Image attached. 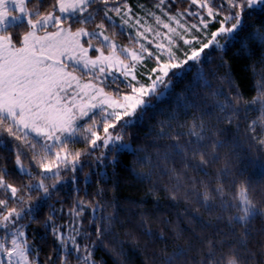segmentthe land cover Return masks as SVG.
I'll return each mask as SVG.
<instances>
[{
    "label": "snow or ice",
    "instance_id": "obj_1",
    "mask_svg": "<svg viewBox=\"0 0 264 264\" xmlns=\"http://www.w3.org/2000/svg\"><path fill=\"white\" fill-rule=\"evenodd\" d=\"M164 4L165 0H160L156 7ZM192 6L200 11H191ZM131 12L127 0H0V153L8 154L0 155V264H72L73 258L76 264H96L92 251L95 241L83 242L92 233H84L83 239L77 240L81 235L77 218L83 215L85 207L97 213L99 205L91 207L77 200L68 210L71 223L58 224L55 214L64 209L55 208L51 200L63 179L61 173H76L82 156H95L96 162L103 164L106 159L114 162L122 152L138 155L142 149L134 148L126 140L130 130L144 121L149 110L169 98L174 80L185 79L193 68L194 79L211 87L203 64L211 63L215 53L220 55L219 67L225 69L221 79L229 85L225 101L218 103L219 110L229 113L226 121L231 124L234 117L246 116L248 108L259 104L260 117L251 121L247 130L252 141L264 146V84L259 85L257 96L245 100L224 59L229 45L240 44L239 50L243 51L246 40L264 42V22L259 28L253 23L254 17L264 16V0H189L184 12L168 16L169 23L155 17L156 24L167 29L164 33L151 25H142L139 19L131 23ZM185 14L196 17L198 23L185 27L178 18ZM115 17H119L118 23ZM171 21L176 22V28ZM213 22L215 30L209 32ZM17 24L27 31L14 35L11 29ZM89 25L94 26L92 31ZM125 27L136 29L135 36H128V45L119 44L116 39L125 34L117 29ZM83 38L87 39L82 43ZM152 44L154 50L150 48ZM90 51L94 56H89ZM164 54L166 58H162ZM148 58L155 66L142 82L137 79V66ZM82 78H88L87 82L82 83ZM186 91L194 89L188 86ZM174 102L175 111L159 121L157 138L170 142L163 158L178 157L182 165L180 171L171 170L177 185L187 177V182L195 186L197 179L188 173L198 170L207 176V166L219 160L216 149L225 144L206 141L203 117L197 118L194 112L190 121L177 126L186 131H177L173 121L181 110L187 115L195 105L189 106L182 94H177ZM159 114H164L163 109ZM81 142L84 149L70 147ZM152 143L156 144V138ZM9 162L13 165L11 171ZM137 163L151 166V158L144 156ZM33 168L37 171L33 172ZM132 171L140 182L151 183L150 172ZM230 175V170H222L223 178ZM13 176L20 186L9 182L8 178ZM75 179L73 175V182ZM199 185L203 189L202 202L210 208L208 202L219 198L222 207L236 213L229 223L243 231L231 241L202 240L199 258H192L195 264H257L247 237L251 235V221L264 213L249 195L251 185L234 182L235 193L230 200L225 199L228 192L220 176L214 187L202 180ZM44 209L47 213L42 218ZM96 219L105 221L103 226L96 224L94 228L96 240L103 246L104 238L111 234L108 225L113 218ZM33 224L41 225L53 238L44 259L43 248L31 230ZM139 227L148 239L156 236L146 219ZM187 258L188 249L178 246L166 257V264H180L182 259L190 264ZM258 264H264V259Z\"/></svg>",
    "mask_w": 264,
    "mask_h": 264
},
{
    "label": "trees",
    "instance_id": "obj_2",
    "mask_svg": "<svg viewBox=\"0 0 264 264\" xmlns=\"http://www.w3.org/2000/svg\"><path fill=\"white\" fill-rule=\"evenodd\" d=\"M127 3L134 17L141 19L142 25L155 23L151 14L153 10L159 12L156 5L160 3V0H127ZM165 3L167 5L165 11L171 15L184 12L189 6V0H165ZM192 9L198 8L192 6L190 10ZM185 16L189 17L187 14ZM185 16L180 18L183 19ZM192 19L195 20V17ZM163 20L166 22L164 18ZM262 22H264V16L253 18L257 28ZM93 27L89 25V31H92ZM126 29H117L118 33L121 31L125 33L117 36V43L128 45V36H135ZM214 30L213 22L210 24V32ZM11 31L15 35L17 32L27 31V28L17 24ZM243 45V51L239 50L240 44L229 45L225 50L224 59L228 61L230 75L239 86L240 92L245 100L250 101L258 95L259 85L264 84V42L258 39L246 40ZM92 56H94L93 52ZM219 65V53L213 54L211 63L203 64L204 72L209 74L207 79L211 82V87H205L203 81L194 79L195 68L185 79L173 81L174 91L169 98L156 109L149 110L144 121L131 129L129 137H126L134 148L142 149L138 155L122 152L117 155L114 162L106 159L103 164H98L95 156H82L76 173H61L63 179L57 184V190L51 200L55 208L64 209L63 212L55 214L58 224L71 223L68 210L77 200H83L91 207L99 205L97 213L94 214L90 207H85L83 215L77 218V226L81 232L77 240H82L84 233H92L83 242L95 241L96 247L92 251L96 264H166V257L171 255L178 246L188 249L187 259L190 264H195L192 258H199L198 249L201 247L202 240L212 238L231 241L234 236L238 237L243 229L229 223L230 217L236 215L235 211L222 207V201L219 198L208 202L211 204L210 208L208 204L203 203V189L199 185L201 180L209 187H214L217 177L220 176L228 192L226 200H230L235 193L234 182L249 183L251 185L249 195L260 212L264 213V146L252 141L247 130V125L251 121L259 119L260 105L248 108L246 116L241 114L239 118L234 117L233 122L228 124L226 116L229 113L222 112L218 108V103L225 101L229 94V85L221 79L225 69ZM213 72L217 75H211ZM197 83L201 86L197 87ZM188 86H191L194 91H186ZM220 92L224 94H218ZM177 94H182L185 102L189 106L194 104L195 107L191 108L187 115L184 114V110H181L178 119L173 121L174 128L177 131H186V128L181 129L177 126L190 121L191 113L194 112L197 118L203 117L206 141L216 140L225 144V147L216 149L219 160L207 166V176L198 170L188 173L189 176L197 179L198 183L195 186L187 182V177H183L179 186L177 185L171 170L180 171L182 165L178 157H171L168 160L163 158L166 145L170 142L157 138L156 129H158L159 121L166 120L175 111L174 101ZM161 109L164 111L163 115L159 114ZM154 138H156L155 145L152 143ZM70 147L84 149L85 144L81 142ZM157 151L160 152L159 156L156 155ZM0 155L7 157L8 154L0 153ZM144 156L151 158V166H142L137 163ZM25 164L29 166L28 161H25ZM12 167L13 165L9 162V171ZM133 169L141 173L150 172L151 183L137 180L133 175ZM223 169L230 170L231 175L223 178ZM36 171L33 168V172ZM73 175L76 178L75 182L72 180ZM8 180L20 186V181L14 176L9 177ZM46 183H52V181H46ZM166 188L168 191H165ZM150 189L151 194H149ZM172 195L175 196L174 200L171 199ZM46 213L47 209H44L41 217L43 218ZM96 216L113 218L108 225L111 234L106 235L103 246L96 240L94 228L96 224L103 226L105 221L97 220ZM143 219L148 221V227L156 236L161 233L163 235L159 238L154 236L152 239L145 237L139 227ZM31 230L34 232L36 241L40 242L43 248L41 259H44L53 244V238L39 224L31 225ZM250 230L251 235L247 237L248 248L256 253L258 264L261 259H264L261 256L264 252L262 247L264 215L258 214L251 221ZM197 236L200 240L196 239ZM72 264H76L75 258ZM180 264H185V260L182 259Z\"/></svg>",
    "mask_w": 264,
    "mask_h": 264
},
{
    "label": "rangeland",
    "instance_id": "obj_3",
    "mask_svg": "<svg viewBox=\"0 0 264 264\" xmlns=\"http://www.w3.org/2000/svg\"><path fill=\"white\" fill-rule=\"evenodd\" d=\"M165 9H167L166 3L162 7H159V8L157 7V10L159 11L158 13L153 10V14L154 15L151 14V18H154V22H155V23H153L154 25L151 24L152 27L153 28H160L159 31L162 32V33L167 32V29H164L162 25H157L155 17H159L164 23H169L168 16L171 15V14L166 12ZM191 11L196 12V11H200V10L199 9H192ZM192 17L193 16H189V17L185 16V18H183V19H181L180 17H178V18L180 19V23L181 24H183L185 27H190L191 24L198 23L197 18L195 17V20H194V19H192ZM163 18L166 20V22L163 20ZM115 20H116L117 23L119 22V19H117V17H115ZM146 24L148 25L149 23H146ZM171 26L176 28L177 27L176 22L175 21H171ZM124 29H126V28H124ZM126 30L128 32L133 33V34H135V32H136L135 28L126 29ZM180 30L181 29L178 28V31H180ZM208 31L210 32V25H209ZM148 35H149V39H152V34L149 33ZM83 39H85V38H83ZM145 43H147V42H145ZM183 47L186 48L187 46H183ZM150 48L154 50L155 49V45L154 44L150 45ZM90 53H91V51L89 52V56H90ZM177 54L179 55V53H177ZM162 58H166V54H164V56H162ZM154 66H155V62L151 58L145 59L143 61V65H138L137 66V79L141 80L142 82L145 81L147 79L148 72ZM113 71H115V70H113ZM116 75L119 76V73H116Z\"/></svg>",
    "mask_w": 264,
    "mask_h": 264
},
{
    "label": "crops",
    "instance_id": "obj_4",
    "mask_svg": "<svg viewBox=\"0 0 264 264\" xmlns=\"http://www.w3.org/2000/svg\"><path fill=\"white\" fill-rule=\"evenodd\" d=\"M131 16H132V19H131V23H135V21L137 20V18L136 17H134V15L131 13L130 14ZM139 20H140V22H141V19L140 18H138ZM144 20V19H143ZM141 24H143L142 22H141ZM127 28V27H126ZM87 38H85V39H83L82 40V43L84 42V40H86ZM85 47H87V45L85 44ZM98 54V53H97ZM90 56H92V51H91V53H90ZM82 83H86L87 82V80L86 79H83L82 78V81H81Z\"/></svg>",
    "mask_w": 264,
    "mask_h": 264
}]
</instances>
